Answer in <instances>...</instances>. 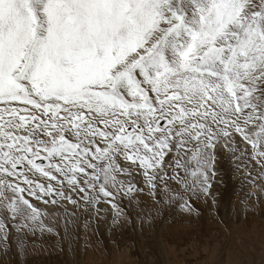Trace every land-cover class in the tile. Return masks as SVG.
Wrapping results in <instances>:
<instances>
[{
	"label": "snow or ice",
	"instance_id": "1",
	"mask_svg": "<svg viewBox=\"0 0 264 264\" xmlns=\"http://www.w3.org/2000/svg\"><path fill=\"white\" fill-rule=\"evenodd\" d=\"M222 159L258 203L264 0H0V264L214 209Z\"/></svg>",
	"mask_w": 264,
	"mask_h": 264
},
{
	"label": "rangeland",
	"instance_id": "2",
	"mask_svg": "<svg viewBox=\"0 0 264 264\" xmlns=\"http://www.w3.org/2000/svg\"><path fill=\"white\" fill-rule=\"evenodd\" d=\"M219 172L214 209L210 201L193 202L198 216L169 205L157 214L151 211L157 206L142 197L130 213L132 222L119 231L109 233L102 223L87 233L77 229L74 262L68 260L65 244L64 254L36 250L28 264H264V197L258 203L255 196L249 198L245 210L240 201L246 189L226 159Z\"/></svg>",
	"mask_w": 264,
	"mask_h": 264
}]
</instances>
